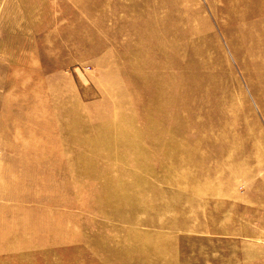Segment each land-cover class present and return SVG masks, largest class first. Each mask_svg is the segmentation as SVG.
<instances>
[{
    "label": "rangeland",
    "instance_id": "1",
    "mask_svg": "<svg viewBox=\"0 0 264 264\" xmlns=\"http://www.w3.org/2000/svg\"><path fill=\"white\" fill-rule=\"evenodd\" d=\"M263 22L264 0H0V225L25 226L0 263L264 264Z\"/></svg>",
    "mask_w": 264,
    "mask_h": 264
},
{
    "label": "bare ground",
    "instance_id": "2",
    "mask_svg": "<svg viewBox=\"0 0 264 264\" xmlns=\"http://www.w3.org/2000/svg\"><path fill=\"white\" fill-rule=\"evenodd\" d=\"M264 23V22H263ZM254 32V31H253ZM253 35H254V33H252V36L251 37H249V42H251L250 40L252 39V40H254L253 39ZM250 44V46L253 44V42L252 43H249ZM5 180V181H4ZM10 181H16L15 180V178H13V177H11V176H9L8 174L6 175V174H4V173H0V200H4V199H6L7 197H9V195H5L4 194V192L2 191V187L4 186V184H3V182H10ZM11 183V182H10ZM15 195V197H22L21 195H20V193H16V194H14ZM19 207H20V205H18L17 207H15L16 209H19ZM11 209H12V207H10ZM8 227L9 228H12V229H15V228H18V229H21V230H23V232L22 233H24L25 234V226H23V227H15V225H11L10 223H8V224H6V225H0V230H5V232H6V230L8 229ZM9 231V230H8ZM7 231V232H8ZM13 230H10V232H12ZM0 241H1V238H0ZM12 248V245H11V243H10V241H9V239L8 240H3V242H0V251L1 250H9V249H11ZM6 251V252H7ZM9 252V251H8ZM13 262V261H12ZM0 264H5L4 262H1ZM9 264V263H8Z\"/></svg>",
    "mask_w": 264,
    "mask_h": 264
}]
</instances>
